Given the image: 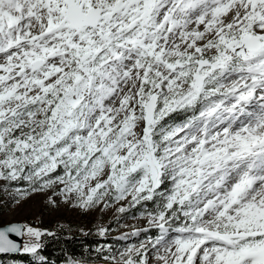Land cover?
<instances>
[{
  "label": "snow or ice",
  "instance_id": "1",
  "mask_svg": "<svg viewBox=\"0 0 264 264\" xmlns=\"http://www.w3.org/2000/svg\"><path fill=\"white\" fill-rule=\"evenodd\" d=\"M0 181L151 202L159 234L112 264H264V0H0Z\"/></svg>",
  "mask_w": 264,
  "mask_h": 264
},
{
  "label": "rangeland",
  "instance_id": "2",
  "mask_svg": "<svg viewBox=\"0 0 264 264\" xmlns=\"http://www.w3.org/2000/svg\"><path fill=\"white\" fill-rule=\"evenodd\" d=\"M3 183L0 181V185H3ZM12 190L11 186L7 191L0 187V208L3 209L0 211V225L19 221L23 222L26 227L52 232L55 228L68 227V224H72L70 222H74L75 225H72V229L77 228V232L81 231L91 234H99V228H105V235L100 236L102 238L110 237L115 239V241L103 245L104 257L98 262L95 261L94 264H112L111 261H106L105 257L115 255L118 259L119 253L128 246L139 245L147 236L159 234L158 229L148 227L147 216L142 215L146 211L138 209V205L127 207V200L112 202L110 207L103 210L100 207H96L86 211L73 202H65L63 197L59 195L52 196V192L55 189H51L40 193H30V198H26L19 207H16L13 200L9 198V193ZM49 196H52V200L55 203L49 201ZM120 205H124L127 211L124 213L118 212L117 209ZM137 229L141 231L136 235H132L133 231ZM144 229H147V232L143 231ZM29 239L31 238L24 235V242ZM27 255L29 261H32L29 264H40L38 263V256H41L40 249L37 250V253H27ZM18 261L10 256H0V264H14L15 262H17L15 264H21ZM46 264L53 263L46 262Z\"/></svg>",
  "mask_w": 264,
  "mask_h": 264
},
{
  "label": "trees",
  "instance_id": "3",
  "mask_svg": "<svg viewBox=\"0 0 264 264\" xmlns=\"http://www.w3.org/2000/svg\"><path fill=\"white\" fill-rule=\"evenodd\" d=\"M152 207L153 205L149 202L143 208L150 210ZM76 229H72V224H68V227L55 228L52 231L53 235H44L41 238L42 248L40 250L54 263L64 261L71 256L77 261L94 264L96 260L98 262L104 257L105 252L101 251L104 243L106 245L115 241L110 237L102 238L99 234L81 235ZM11 257L22 261L29 260L27 253L22 251Z\"/></svg>",
  "mask_w": 264,
  "mask_h": 264
},
{
  "label": "water",
  "instance_id": "4",
  "mask_svg": "<svg viewBox=\"0 0 264 264\" xmlns=\"http://www.w3.org/2000/svg\"><path fill=\"white\" fill-rule=\"evenodd\" d=\"M11 224H19V225H23L24 226L23 222L13 221V222H10V223L4 224V225H0V227H6V226L11 225ZM10 238L15 240L21 246L22 236L17 237L14 234H10ZM16 252H18V251H16ZM16 252H0V253H16Z\"/></svg>",
  "mask_w": 264,
  "mask_h": 264
},
{
  "label": "bare ground",
  "instance_id": "5",
  "mask_svg": "<svg viewBox=\"0 0 264 264\" xmlns=\"http://www.w3.org/2000/svg\"><path fill=\"white\" fill-rule=\"evenodd\" d=\"M97 261V260H96Z\"/></svg>",
  "mask_w": 264,
  "mask_h": 264
}]
</instances>
